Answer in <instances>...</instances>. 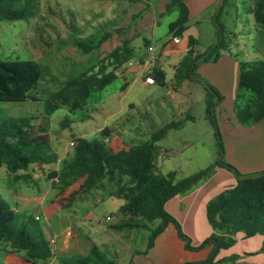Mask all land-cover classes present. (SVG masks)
Segmentation results:
<instances>
[{"label":"crops","instance_id":"crops-1","mask_svg":"<svg viewBox=\"0 0 264 264\" xmlns=\"http://www.w3.org/2000/svg\"><path fill=\"white\" fill-rule=\"evenodd\" d=\"M77 1L81 3L91 2L90 0ZM172 1L176 0H96V4L92 3V7L98 8L95 15L101 17L106 13L104 12L106 9V11H110L111 8L110 14L113 17L105 26L109 30L103 32L98 38L96 37L94 43H97L106 34L108 37L90 53L83 54L91 56L99 54L98 57L100 56V59H102L108 57L112 51L124 43H128L133 53V57L129 59L134 62L133 65L127 66L125 62L123 69L116 71L118 78L122 81V95L118 99L121 101V105H116V101L111 100L112 96L107 97L108 100L104 104V109L108 111V119L112 120L114 116L123 114L124 102L122 101L127 98L130 91L155 92L154 88L156 86H167L166 96L163 95L160 102H148L144 105L142 104L143 100L136 103L131 101L128 103L130 112L123 114V116L115 121L113 120L110 125L106 126L109 131H107L104 141L108 140L107 145L112 152L128 149L148 140L154 132L170 122L183 121V126L170 130L165 138H169L172 132V134H176L174 132L185 129L187 125L197 123V117L192 113L193 103L190 99L195 82L200 91L202 90L205 93V99H207V91L204 86L206 83H212L210 85L220 91L223 100L220 102L221 104L215 107V114H219L221 123L231 124L234 122L235 117L233 118V116L236 113L234 102L240 92L238 91L240 61L235 58L236 55L231 51L230 44H227L228 49L222 52L217 62H203V64L200 62L202 65L200 68L196 67L194 78H189L188 73L185 70L180 71L179 68L180 63L186 58L191 49L189 41L191 37L196 40L194 56L204 54L218 42L219 27L216 24V17L224 2L221 5L222 0H177L185 5L188 19L187 29L182 36L174 37L169 28L170 24L180 16V10L177 7L172 8L170 11L167 10L168 4ZM250 3H246L243 8L247 15L245 20L252 28L257 27L262 30V27L256 23L252 13L254 1L252 0ZM233 5L234 1L228 0L221 14L226 13L229 15L230 10L225 11V8H232ZM173 15L174 18L169 19ZM236 16L238 22L239 17ZM165 19L168 23L167 32L161 33L160 28ZM241 28L242 26L235 25V32L229 30L230 38H232L231 43L238 45L239 51H242L246 58V62L264 60V49H260L253 56L250 54L249 45L245 43L242 46L240 45L241 33L243 32ZM149 47H153L154 50L149 51ZM157 67L165 75L163 84L158 81L153 85L146 83V77L154 75V72L159 70ZM166 67L170 69V80H167ZM227 74L236 77V83L233 84L232 82L231 91L226 86L228 84ZM204 116L206 119L208 118L207 110ZM263 122L264 119L261 123ZM176 141L175 146L172 144L165 145V147L157 145L159 152L156 155L155 165L157 172L162 174L174 172L178 180L181 178L180 174L184 169L196 159L195 154L188 155L187 150L198 147L197 145H201V143L203 144L201 146H204V142L197 139L193 142L183 139H177ZM49 165L51 164H45L43 167ZM213 171L217 174L209 183L202 180L191 191L175 196L165 206L166 210L179 221L184 233L192 239L193 246L201 245L213 232L207 218L208 202L225 189L234 187L237 184V179L226 169L217 166ZM111 176H113V179ZM111 176H106L90 191L78 194L70 202L69 205H72V209L81 214L79 218L77 217L78 222L86 228V230L75 232L76 238L72 240L66 238L65 231L59 234L55 232V227L62 225L65 221H69L71 224L74 222L73 214H68L66 208L54 202L56 198L52 200L51 213L48 214L45 208L41 206L44 202L43 197L39 201V208H35V210V203L38 199L31 194L21 193L18 195L14 210L40 217L39 221L46 240L49 241L50 238L57 236V244L53 247V250L55 249L54 257L47 262H41V264H55L57 258L75 263L77 258L86 257L95 245L105 250L117 264H183L188 261H204L209 257L210 247L199 252L187 250L185 242L179 237L173 224H169L165 231L157 237L151 249H148V240L151 229L155 227L154 223L150 224L137 217L134 218L133 222L140 226L116 228L121 223L118 220L123 217L120 208L126 202L118 194V190L123 185H129L130 177L120 175L118 172ZM116 197L122 199L117 206L118 218L112 223H108L105 218L110 214L107 213L104 219L99 220V223H103L100 230L93 234V230L91 229V231L89 228L90 233H88L89 222L94 218H99L104 210L108 212V206L111 205L110 200ZM88 207H91L90 211L87 210ZM125 217V222L131 221L130 215ZM43 219L46 224L42 223ZM236 239L234 246L220 251L218 259L241 255L242 258L239 259V264H264V254L260 252L264 241L263 236L257 235L245 238L244 233L240 232ZM0 264L34 263L25 259L22 252H16L8 245L0 243Z\"/></svg>","mask_w":264,"mask_h":264},{"label":"trees","instance_id":"trees-1","mask_svg":"<svg viewBox=\"0 0 264 264\" xmlns=\"http://www.w3.org/2000/svg\"><path fill=\"white\" fill-rule=\"evenodd\" d=\"M26 2L23 6L22 3ZM228 0H224L217 17L219 27L218 42L204 54L194 56L196 40L190 38V51L180 63V71L185 70L189 78L195 77V69L200 62H217L222 52L228 49V43L223 34V28L218 17ZM252 13L256 23L264 28V0H253ZM34 0H0V20L18 21L33 18ZM177 7L180 10L178 19L170 24V33L174 37L182 36L187 29L188 12L180 1H172L167 10ZM108 35L102 36L97 43L78 41L76 46L85 54L97 48ZM194 56V57H193ZM133 57L128 45L124 43L112 51L107 58L112 59L113 69L101 68L97 72L88 70L65 82L64 86L51 96L47 104V114L51 115L63 105L73 109L81 108L94 92H103L117 80L116 71L127 60ZM201 60V61H200ZM155 80L163 84L165 75L162 71L154 72ZM41 77V69L33 60H8L0 58V102L25 101L29 92L36 86ZM207 116L215 126V136L221 145V133L215 115V107L223 97L212 85L206 83ZM239 86L252 95L250 101L242 108L236 106L237 117L243 124H255L264 119V60L240 63ZM242 96V95H241ZM214 117V121H213ZM183 126V121L170 122L154 132L151 137L128 149L112 152L104 142L102 135L91 140L74 139V155L63 163L56 174L60 190L78 184V189L71 193L70 202L79 193H85L95 187L108 175L118 172L130 177L129 185L119 188L118 194L125 199L120 208L124 215H130L131 221L124 222L116 228L138 227L134 218L140 217L152 224L161 222L151 229L148 249H151L157 237L165 231L169 224L177 229L179 237L185 242L187 250H202L210 247L209 257L200 262L183 264H239L241 255H232L218 259L221 250L235 245L238 233H244L245 238L257 235L264 237V171L242 176L231 164L222 157L205 170L192 174L181 180L176 179V173L162 174L156 171L157 143L166 137L172 129ZM58 159L51 152V143L45 135L32 133L29 119H0V166L6 164L11 174L29 170L33 164H52ZM233 172L237 179L234 187L218 194L207 204V218L212 234L199 246H193L192 239L186 235L179 221L166 210V203L179 194L191 191L202 180L208 178L215 167ZM26 177L32 176L29 173ZM71 204V203H69ZM70 206V205H66ZM0 242L8 245L16 252H22L25 259L41 264L54 257V251L46 240L42 225L36 216L18 212L0 194ZM264 254V241L260 249ZM251 255V254H246ZM61 264H117L108 253L95 245L91 252L83 258H77L75 263L60 259Z\"/></svg>","mask_w":264,"mask_h":264},{"label":"rangeland","instance_id":"rangeland-1","mask_svg":"<svg viewBox=\"0 0 264 264\" xmlns=\"http://www.w3.org/2000/svg\"><path fill=\"white\" fill-rule=\"evenodd\" d=\"M34 1L35 17L18 21L0 20V58L33 60L41 69V77L36 86L29 92V96L25 101L0 102V119H29L32 133L45 135L51 143V152L57 153L59 157L55 163L39 168L36 174L30 177H26L27 174L22 171L19 174H11L6 164H2L0 166V194L13 208L17 204L18 195L21 193L31 194L38 199L34 209L39 208V201L43 197L44 202L41 206L45 208L48 214L51 213L52 200L56 198L54 202L66 208L68 214H73L74 222L72 224L69 221H65L62 225L55 227L56 233L59 234L65 231L66 235L68 230L74 232L86 230L77 220L81 214L72 209V205L66 206L70 203L71 191L78 189V184L65 190H60V184L55 174L61 170L66 160L73 157L74 146L71 145V142L75 139L74 137L91 140L104 136L109 131L106 127L107 125H110L113 120H117L123 114L130 112L129 102L133 101L136 103L143 100L142 104L144 105L148 102H160L163 95L166 96L167 86H156L154 88L155 92L130 91L127 98L122 101L124 102L123 114L114 116L112 120L108 119V111L104 109V104L108 100L107 97L112 96L111 100L116 101V105H121V101L118 100L122 95V81L120 78H117L103 92H94L79 109H73L70 105H63L53 114H47V104L51 96L59 91L66 81L88 70H93L95 73L101 68L107 69V71L113 69L112 59L107 58V56L100 59V56L98 57L99 54L84 55L76 46L79 40H85L87 43L92 42V40L95 41L98 36H101L103 32L109 30L105 26L113 16L110 14L111 8L110 11H106V9L104 11L106 13H102L101 17L95 15L98 8L94 6L93 8L92 3L96 4V0H90L91 2L86 3H81L77 0ZM233 1L234 5L231 6L232 8H225V11L230 10L229 15L226 13L220 14L218 20L223 28L226 42L228 45L230 44L231 51L236 55L235 58L239 59L241 63L246 62V58L243 52L239 51L238 45L231 43L232 38H230L229 30L235 32V25L242 26L243 32L241 33L240 45L242 46L243 43L249 45L250 54L255 56L260 49H264V28L262 27V30L257 27L252 28L245 20L247 15L243 8L246 3L251 4L250 1L252 0ZM25 4L26 2L24 1L22 5L24 6ZM236 15L239 17L238 22ZM172 18H174V15L169 19ZM226 19L227 21L225 22ZM167 27L168 23L165 19L162 22L160 32H167ZM248 62H253V60ZM201 63L203 64V62ZM201 63L198 64V68L202 65ZM122 67L123 65L118 68V71H121ZM157 69L160 70L159 67ZM165 69L168 72L167 80H170V69L168 67ZM235 78L232 74H227L226 76L228 82L226 86L229 91L232 90V82L233 84L236 83ZM193 87L194 90L191 92L190 99L193 103L192 113L196 115L198 122L187 125L183 130L174 132L176 134H172V132L169 138H164L157 143L160 147H165V145L171 144L175 146L177 139L192 142L197 139L204 142V146H201L203 145L201 143V145H197L198 147L187 150L188 155L194 153L196 159L184 169L180 174L181 178L178 180L207 169L221 157L224 162L231 164L242 176L264 171V122L261 123L260 121L246 125L239 121L237 113H235L233 116V118L235 117L234 122L224 124L221 123L219 114L213 115L218 123L222 138L223 151L220 154V146L215 136V126L211 119H206L204 116L207 106V99L204 97L205 93L202 90L200 91L196 82ZM216 90L220 93L217 88ZM238 91H240L239 96L236 97L234 105L236 104V106L242 108L251 100L252 95L249 91L241 89L240 86H238ZM105 138L106 135L103 140ZM104 142L106 144L109 143ZM157 152H159V149ZM228 172L236 178L233 172ZM216 174L213 171L208 178L204 179L205 183H209ZM111 177L113 179V176ZM55 193L57 194L55 195ZM121 201L122 199L119 197L112 198L110 200L111 205L108 206V212L104 210L99 218L92 219L89 222L87 232L90 233V228V230H93V234L97 233L103 226V223H99V220L104 219L107 213L110 214L107 217L111 218L109 221L107 217L105 218L108 223H112L118 218L117 206ZM21 210L24 211L22 208ZM87 210L90 211L91 207H88ZM122 216L118 220L121 223L125 222V216L127 215L122 214ZM160 222V220L155 221L154 226H157ZM42 223L46 224V221L43 219ZM56 237H52L55 242L54 245L57 244ZM66 238L69 240L75 239L76 233L73 237L66 236ZM0 243L6 245L2 242ZM199 251L201 250L192 252ZM55 264H61L60 258H57Z\"/></svg>","mask_w":264,"mask_h":264},{"label":"built area","instance_id":"built-area-1","mask_svg":"<svg viewBox=\"0 0 264 264\" xmlns=\"http://www.w3.org/2000/svg\"><path fill=\"white\" fill-rule=\"evenodd\" d=\"M153 50H154L153 47H149V51H153ZM133 63H134V62H133L132 60H128V61L126 62V65H127V66H132ZM145 81H146V83H148V84H150V85H153V84L156 83V80H155V78H154L153 75H149V76H147L146 79H145ZM106 142H108V140H106ZM71 145H72V146L75 145V141H74V140H72ZM43 166H44V164H41V163H35V164L32 165V167H31L29 170H27V171H23V172H24V173H29V174H31V175L33 176V175L36 174V172L39 170V168H42ZM36 219L40 220V218H39L38 216L36 217ZM107 220L109 221V220H111V218H110V217H107ZM74 235H75V232L72 231V230H68V231L66 232V236H67V237H73ZM49 243H50L51 247L53 248L55 242H54V240H52V238L49 239Z\"/></svg>","mask_w":264,"mask_h":264},{"label":"water","instance_id":"water-1","mask_svg":"<svg viewBox=\"0 0 264 264\" xmlns=\"http://www.w3.org/2000/svg\"><path fill=\"white\" fill-rule=\"evenodd\" d=\"M224 0H222L221 5L223 4Z\"/></svg>","mask_w":264,"mask_h":264}]
</instances>
